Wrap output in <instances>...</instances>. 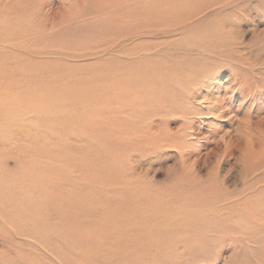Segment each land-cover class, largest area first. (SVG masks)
Segmentation results:
<instances>
[{"label":"rangeland","instance_id":"1","mask_svg":"<svg viewBox=\"0 0 264 264\" xmlns=\"http://www.w3.org/2000/svg\"><path fill=\"white\" fill-rule=\"evenodd\" d=\"M105 1L0 0V264H109L108 257L125 264H264V0H151L154 15L142 22L129 13L115 19L112 8L97 13ZM190 13L199 24L192 34L176 27ZM108 14L110 24L103 22ZM183 32L206 49L198 63L220 82L211 91L222 116H191L201 128L192 142L208 143L210 130L235 144L224 157L195 167L205 176L215 165L224 189L236 195L234 205L209 220L202 241L188 247L169 245L164 228H144L142 208L138 214L123 206L129 183L163 188L176 151L148 149L142 117L131 119L136 133L117 134L141 107L123 102L140 101L126 91L143 82L150 64L144 45L170 48ZM126 34L133 35L121 38ZM112 40L116 47L109 48ZM158 58L154 53L151 60ZM180 58L170 50L162 61ZM184 120L164 117L163 134H174ZM66 203L77 206L75 217L90 219L64 216Z\"/></svg>","mask_w":264,"mask_h":264},{"label":"bare ground","instance_id":"2","mask_svg":"<svg viewBox=\"0 0 264 264\" xmlns=\"http://www.w3.org/2000/svg\"><path fill=\"white\" fill-rule=\"evenodd\" d=\"M7 3L8 2H6V4ZM154 5L155 3H153V1L151 0H106L103 6H101L97 11V13L105 14V11L107 9L112 8V10L109 12L111 14L114 13L113 17H115V19L118 18V15L123 16L126 13H129L133 15L134 18H137L139 22H142L141 20L145 19L146 16L154 15ZM130 6H132L131 10L129 9ZM17 12L16 14H18ZM192 15L194 14L190 13V15L184 17L183 19L177 20V23L179 22V24L181 25L176 27L183 29L186 26V32H195L198 29L199 24L194 21V19H191ZM104 18H108V20L106 19L105 21H103L104 23H112L113 18L109 16V14ZM126 18V20H128V17ZM26 22L28 21L25 20V23ZM158 22H161V20H158L155 23ZM158 26L159 25H153V29H156ZM18 28L21 27L18 26ZM128 32H130V30ZM186 32H183L184 35L178 39L179 43H175L174 46L170 48H166L165 46H162L161 48L160 43H151L150 46L147 45L148 43L144 45V49L146 52L145 61L150 64L143 68V74L141 76L143 77V82L138 87V91L136 90V88L133 91H131L130 89H127L126 91L127 97L128 95L130 96L132 94L134 96L139 95L140 101H130L127 99V101L123 102L125 107H127L128 105L129 107L131 105L135 106L134 102H140L141 107L135 106L139 108V110L132 113L131 116L128 115V118L123 121L125 124L124 127L120 126L118 128L117 126V134L119 135L121 134V132L123 133L124 128H131L133 131L136 130L137 128H134L132 120H134V118L136 117H142L143 120L147 121V124L145 123L146 126L143 130L140 129V131H138L141 133L143 132L142 136L145 146L148 149L155 147H170L176 151L179 159L176 164L173 165L174 167L170 170L172 174L168 178L167 183L163 186V188H151L144 181L129 183L128 186L125 187L126 191L123 194V206L135 208L138 214V210L142 208V215H140L142 216V219L140 221L144 228H151V226L155 224V229L164 228L162 229L166 238L164 239L169 245H183L188 247L190 246V244L197 245L198 242L202 241V238L204 237L203 230L205 231V228H208L211 225L209 220H216L219 218V216L222 215V211H227V208L231 206L232 202H234H231V198L236 194L235 192H230L224 189L223 181L220 179V174H218V170L216 169L217 167L215 165L208 169L205 176H199L197 174V171L195 170V167L201 161L204 164H208L210 158L212 157H214V159L220 156L224 157L227 152L231 151V149L235 147V144L230 137H228L227 139V135L225 136L223 133L221 135H218L216 131L210 130H208V134L206 135V137H212L208 143L203 142V144L194 146L192 142L193 139L199 141V139L201 138V136L199 137L201 128L199 126L196 127L192 124L191 116L198 115V118H215L214 116H222V113L218 110L220 108L218 106V103H215V101L217 100L213 101L214 98L212 97L213 95L211 91V85H220V82L216 80L217 74L214 73L212 77L207 76V73H209L212 68L207 65H200L198 63V60H202V58L208 57V52L202 47V44L200 45V42H197L194 38L189 37V33L186 34ZM24 33L26 34V32ZM132 35L133 34H126L121 38H125L127 40ZM115 43L116 42L112 40L108 45L110 46L109 48H111L113 45L114 47H116ZM170 44V42H167V45L170 46ZM132 49L130 50L132 51ZM170 50H178V53L182 56V58L173 59L174 61L172 59L167 60L166 62L162 61L163 59L167 58V53ZM131 51H129L130 54ZM154 53L157 54V56H159L160 58L152 61L151 57ZM197 54L201 56L196 59L191 58L192 60L188 59L191 55ZM117 64L120 66L119 63ZM122 65L125 66V64ZM122 65L121 67H123ZM113 75L111 74V77L109 76L111 80L116 79V76ZM72 96H75V94ZM194 101L203 103V108L200 107L198 109H192L189 104ZM120 107L121 105L119 106L118 103L114 109L118 110L119 112ZM126 113L130 114L128 110ZM168 115H178L185 119L179 130L174 134L168 132L163 134L164 125H162V128L160 127V125L163 124L164 117ZM130 120L131 122H128ZM154 120L157 121L158 124ZM127 138L128 137H125L124 141H126ZM212 143L213 145L215 144V147L206 146ZM219 143H222L221 145L224 146V149H221V145H219ZM252 155V157L255 156L254 153ZM213 167H215V169ZM37 186L38 185L33 188V191ZM246 187H250L249 182H246ZM31 190L32 189H30V192ZM229 203L230 205L226 207ZM62 207L64 208V216L68 217L69 215L74 214V221L76 223H80L83 221L85 222L90 219L89 217L85 218L84 216L75 217V215H78L77 211H79L76 205L66 203L63 204ZM88 214L91 216L90 213ZM130 221H132L131 223H133L134 225H138V223L136 224V222H138L137 220L133 219ZM98 223L102 222L99 221ZM108 223L105 222V225L111 224ZM99 225L101 226L102 224ZM161 229H159L158 231H160ZM108 262L109 264H125L123 261H116L113 257H108Z\"/></svg>","mask_w":264,"mask_h":264}]
</instances>
